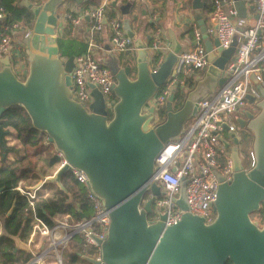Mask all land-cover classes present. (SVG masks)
I'll list each match as a JSON object with an SVG mask.
<instances>
[{
    "label": "water",
    "instance_id": "1",
    "mask_svg": "<svg viewBox=\"0 0 264 264\" xmlns=\"http://www.w3.org/2000/svg\"><path fill=\"white\" fill-rule=\"evenodd\" d=\"M63 4L59 7L64 6ZM81 4L88 0H72ZM53 0H22L21 6L33 17L27 36L29 69L20 78L12 64L5 61L0 67V121L10 107L19 105L31 119V126L45 132L50 143L63 154L66 163L46 181L63 187L62 175L71 168L82 169L93 191L109 210L111 223L102 242L101 259L82 255L91 264H264V219H253L252 213L264 206V87L263 98L257 102L259 113L248 111L240 126L254 134L253 150L256 162L249 169L235 152L236 173L231 182L220 185L214 222L187 211L183 181L178 203L185 210L177 224L165 227L166 214L155 222L149 221L153 212V175L155 160L164 145L178 139L187 122L198 113L199 102L225 83L228 75L221 70L235 51L237 40L224 49L221 56L210 52L211 64L205 76L188 92L180 108L167 109L164 120L151 125L154 108L146 109L168 77L174 73L177 54L183 44L173 29L169 30L171 50L164 62L152 71L148 52L140 38L135 40L138 54L135 73L122 64L119 54L110 51L102 61L115 75L114 92L118 101L112 116L106 108L102 92L93 86L92 111L72 96V72L75 55L62 56L56 28L63 27L61 14L51 5ZM58 2H55L57 4ZM132 2L120 6L123 14L130 13ZM197 13L202 2L195 0ZM240 17H246L245 0H238ZM67 14H65L66 16ZM197 22L206 32V19L199 15ZM127 36L133 40L135 31L129 17L123 20ZM215 36V45L219 44ZM211 51L213 41L207 39ZM254 82H256L255 78ZM173 93L169 102H174ZM7 131L0 124V144L3 155L7 146ZM228 148L229 140L222 138ZM39 182L35 187H40ZM84 217V215H82ZM44 264V263H41Z\"/></svg>",
    "mask_w": 264,
    "mask_h": 264
},
{
    "label": "built area",
    "instance_id": "2",
    "mask_svg": "<svg viewBox=\"0 0 264 264\" xmlns=\"http://www.w3.org/2000/svg\"><path fill=\"white\" fill-rule=\"evenodd\" d=\"M213 9L209 13L206 32L199 26L194 28L192 47L182 48L177 54L174 73L160 87L150 100L146 109L154 108L151 125L161 123L164 118L161 111L175 93L178 101L183 102V92L198 76L206 72L211 64L209 55L213 52L221 56L224 49L229 48L237 40L235 51L221 70V76L228 75L227 80L217 90L199 102L198 113L185 125V131L178 139L166 143L155 160V171L152 182L158 181L162 194L158 199L153 197V212L149 221L155 222L165 213V227L177 224L182 220L185 210L178 203L181 198L182 184L187 180L185 191L188 205L187 211L193 215L204 217L207 224L214 222L217 212L215 201L219 187L224 182L234 179L236 168L231 151L225 146L222 138L227 133L236 132L240 120L245 118L252 105L257 106L263 96L259 86L264 87V0H245L246 17H240L236 7L238 0H210ZM111 0H100L94 7H82L67 12L70 24V35L76 36L81 28H86V52L75 56L72 72V96L92 111L91 104L95 97L92 93L96 86L103 94L106 108L112 114L118 101L114 92L116 78L110 67L102 58L107 55V48L101 40L106 30L110 33V51L116 54L136 49L132 40L124 30L123 18L115 12L111 16ZM9 13L0 7V57L11 52L17 43L15 32H22L27 38L30 28L20 22L8 21ZM89 20V21H87ZM153 32L148 34L150 43L145 45L149 51L152 71H156L164 62L171 45L166 42L163 27L158 22V14L150 15ZM219 44H213L211 51L206 48V39L215 35ZM19 48L28 49L27 43L18 40ZM99 53H102L99 55ZM16 61L14 62V64ZM13 66V64H12ZM256 82H254V79ZM258 107V106H257ZM58 168L66 163L62 153ZM249 166L255 162L253 147L248 150ZM70 172L80 187L84 189L92 214L72 221L69 215L55 221L50 227L36 213L38 199L37 188L19 184L16 188L23 194L33 211V233L50 236L57 230L63 231L64 243H69L77 235L86 248L93 250L89 255L101 259L102 242L106 239L111 223L109 210L103 200L93 191L87 174L77 167ZM3 227L0 224V237ZM56 245L55 239L51 246ZM45 255L34 254L33 264H41ZM56 263L64 264L60 253L56 255Z\"/></svg>",
    "mask_w": 264,
    "mask_h": 264
},
{
    "label": "crops",
    "instance_id": "3",
    "mask_svg": "<svg viewBox=\"0 0 264 264\" xmlns=\"http://www.w3.org/2000/svg\"><path fill=\"white\" fill-rule=\"evenodd\" d=\"M21 1L22 0H18L19 4L18 3H16V4L21 6V4H20ZM32 1L39 3L42 0H32ZM54 1L55 0H53L51 5L54 4ZM99 1L100 0H88V1H84L81 4H79L76 1L65 0L64 6H63L64 12H65V14H67V12H69L72 9H78V8H82V7L92 8L96 4H98ZM129 1L132 2L131 8H130V13L128 15H125L122 13L120 6L122 4L129 2ZM148 2L149 3L152 2L151 6L153 5L154 2H155V4L159 3L158 8L160 10L152 9V8L149 9L146 5V3H148ZM201 2L203 4V0H201ZM146 3H144V0H111V8H113L114 10H111L110 14L111 13L114 14L115 12H118L121 14L123 20H124V18L129 17L131 19V22H132L133 30L135 31V37L132 40V42H133V46L136 49H132L131 51H128V52H132L134 57L136 58V56L138 54V47L135 44V40L137 38H140L143 41L144 47L146 44L148 45V43H150V39L148 38V34L150 32H153V23L150 22V15L154 14V13L158 14V22L163 27V30H164L163 34H164V37H165L167 43L170 44L169 30L173 29L175 34L177 35V37L179 38V40L183 44V48H188V47L193 46L194 28H195V26H199L201 28V26L197 22V17L199 15H202V13L201 14L197 13V11L194 7L195 0H146ZM21 7H23V6H21ZM202 7H203V5H202ZM134 8H135V10H138V15L137 14L131 15L132 9H134ZM201 12H202V8H201ZM29 16L33 22L32 14L29 13ZM60 20L63 22V27H57L56 28V35L59 38L63 37V36L72 37L70 35L69 20L66 18V16H64V14L63 15L61 14ZM87 21H89V20H87ZM32 22L30 24H28V23H24V22L20 21V24L24 25L25 28L31 29L32 28ZM207 23L208 22L206 21V24ZM19 32H21V30ZM16 38H17V43L20 44L18 41L19 40L18 37H16ZM74 38H77L78 40H80L86 44V28H85V26H83V28H81L80 32L76 36H74ZM209 39H211L213 41V44H215L214 43V40H215L214 35L210 36ZM101 40L104 42L105 45L109 44L110 33L108 30H106L104 32ZM18 44L17 45L14 44L11 52H9L8 54L2 55L0 57V67L4 64L5 60L9 59L10 64H13L14 70L20 69L22 71V74H24L23 77H20V78H25L27 73H28V69H29V64H28V60H27L28 49L22 50L21 48H19ZM145 50L148 52V58H149V51L147 49H145ZM2 60H4L3 63H2ZM15 61H16V63L14 64ZM206 72L202 73L200 76H198L196 81H194L193 83L190 84L189 88L187 89L188 92L196 87L199 80L205 76ZM177 102L178 101L175 102V106L177 105ZM183 102H184V100H183ZM5 141H6V146H7V152H6L5 156L1 155L3 153V147L0 144V148H1L0 168L9 167V166H11L15 163H18V162L20 163V166L22 165V167H25V165L28 164V161H29L28 155H26L25 152H27V151L30 152L31 147L30 146H24L20 141L17 142L18 144H14L13 141L7 142V139ZM17 141H18V139H17ZM45 142H44L45 147L43 150L46 151L49 148V146ZM9 148H14V149L11 151H8ZM12 153L14 156L10 157L9 154H12ZM42 153L43 152H41V153L36 152L34 157H38L37 161L39 159H43V157H44V159L47 162L48 167L50 168V172H48L46 174L41 173L40 171L34 172V173H36V175H34V177L32 176V174L31 175L29 174L30 177L20 181L19 184L33 188L39 182H43V184L38 188L37 193L40 190H42L43 193L44 192L46 193L45 194L46 197L55 196L56 195V189H57L56 187H58L59 185L55 182L46 181V178H48L50 176H54L55 172L58 169V167H57V169L55 170V166L49 165V162H48L49 157L51 155H55V154L58 155V151L56 150V152H53L50 155L48 154L47 156H42ZM24 155H26L27 158L25 157V159H22V157H24ZM37 161H35V162L37 163ZM31 164H32V162H31ZM61 189H63V188H61ZM2 191H3V189L0 188V199H1ZM38 198H39V194H38ZM15 207H16V205L14 204L12 206V208L10 207L8 210H7V208L3 209L4 213H2L0 210V224L2 227L4 226L5 220L7 218H9L14 213ZM0 209H1V207H0ZM36 213H37V211H36ZM66 215H69V214H59V215L54 217V221L62 219ZM72 221H74V220H72ZM30 224L32 226V230L30 228ZM33 224H34V220H32L29 223V226L26 230H23L22 235L16 234V235L12 236L14 239V242H15V250H14L15 257L17 258L15 264H33L32 259L34 258V254H42V253H47V255H45V260L42 262L44 264H57L56 263V255L58 253H60V255L62 256L64 264H91L90 262L85 260L82 256V255H85L86 253L84 254L82 252L75 250L79 254V257L73 258V256H72V252H73L75 246L77 245V243L80 244L81 240L76 241L74 238L73 240H71L69 243L66 244V243H64V241L62 239L64 232L61 230H57L54 234H51L50 236L34 234L33 233ZM29 229H30V232H29ZM53 239H55V241H56V245L54 247L51 246V242ZM87 249H89V248H87ZM29 254L31 255L30 259L27 262H25L24 260H25L26 256ZM87 255H89V254L87 253Z\"/></svg>",
    "mask_w": 264,
    "mask_h": 264
},
{
    "label": "trees",
    "instance_id": "4",
    "mask_svg": "<svg viewBox=\"0 0 264 264\" xmlns=\"http://www.w3.org/2000/svg\"><path fill=\"white\" fill-rule=\"evenodd\" d=\"M18 0H0V7H4L9 13L8 21L24 22L30 24L32 19L29 16V11L25 7L16 4ZM202 15L206 21L209 20V13L213 9V4L210 0H203ZM114 14L111 13V16ZM59 46L62 56L69 57L70 55H79L87 50V43L78 40L74 37H60ZM122 59V58H121ZM182 102L177 103L175 109L180 108ZM166 108L162 109L161 116H166ZM112 114L110 115V117ZM0 124L7 131L8 134L15 136L24 146H40L44 145L48 135L31 126V119L25 109L19 105L10 107L1 115ZM6 140V139H5ZM14 148H9L8 151ZM40 153V152H37ZM3 155V153L1 154ZM27 158L26 155L22 159ZM3 159V158H2ZM21 159V160H22ZM60 156L57 154L49 157V165H54L55 170L60 163ZM31 162L25 167L20 166V163H15L9 167L0 168V188L3 189L0 199L1 212L3 209L7 210L15 204L14 213L5 220L3 226V234L0 237V264H15L17 258L15 257V242L13 235H22L23 230H26L29 223L33 220V212L29 206L26 197L16 188L20 181L27 179L29 174L34 177V169ZM34 166V165H33ZM54 170V171H55ZM63 189L56 187V195L46 197V193L42 190L38 192L39 198L36 201L37 215L43 219L50 227L55 225L54 217L59 214H69L71 220H78L82 215L89 217L92 214L91 207L87 201L84 189L74 179L72 173L66 172L62 175ZM24 186V185H22ZM42 192V193H41ZM45 196V197H44ZM253 219H264V206L259 211L252 213ZM32 230V226L30 224ZM30 232V229H29ZM82 253H92V249H87L82 241L75 246L72 256L79 257L75 251ZM30 254L26 256L25 262L30 259Z\"/></svg>",
    "mask_w": 264,
    "mask_h": 264
},
{
    "label": "rangeland",
    "instance_id": "5",
    "mask_svg": "<svg viewBox=\"0 0 264 264\" xmlns=\"http://www.w3.org/2000/svg\"><path fill=\"white\" fill-rule=\"evenodd\" d=\"M55 2H58V3L55 4ZM144 3H146V0H144ZM151 3H149V2L146 3V5H147V7L149 9L152 8V9L160 10L158 8L159 3L158 4L157 3L155 4V2H154L152 6H151ZM62 4H63V1L55 0L54 1V8L57 10L58 13H60L62 15L64 14V16H65L64 7L63 6L62 7H59ZM134 14H137L138 15V10H135V8L132 9V12H131V15H134ZM15 36L18 37V39H20L21 41L27 43V38L23 36L22 32H19V31L15 32ZM101 54L102 53H99V55H101ZM120 56L122 57V64L128 68V71L130 73L134 74L135 73V69H134V66H135V57H134L133 53L132 52H126V53L124 52V53H121ZM5 61H9V59H7ZM3 62H4V60H2V63ZM15 72H16V74L19 77H23V75H24V74H22V71L20 69H16ZM183 94H184L183 95V99L185 100V98H186V96L188 94V91L187 90L184 91ZM174 106H175L174 105V102H169L168 101V103H167V105H166L165 108L167 110L169 108H174ZM250 107H251V110L254 111L255 114L259 113L260 110H259V108L257 106L252 105ZM189 121H191V119ZM5 139H7V142L13 141L14 144H18L17 142H19V140L17 141V139L13 135H10L8 133H6ZM47 139H48V137H47ZM45 143L49 146V148L46 151L43 150L45 146L44 145H40V146H33V147H31V149H30L31 150L30 151L31 153L28 152V151L25 152V154L28 155L29 161L32 162V164L34 166L36 165L35 167L33 165H31L34 168V172L40 171L41 173H44V174L50 172V168L48 167L47 162L44 159V157H43V159H39L38 161H37L38 157H34V155L36 154V152H40V153L43 152L42 153V156H47L48 154L50 155L51 153L56 152V148H55L54 144L53 143H50L49 139L46 140ZM0 152H1V148H0ZM9 156L12 157L14 155L12 153V154H9ZM249 160L250 159H248V151H247L246 157L242 160V162L244 161L243 164H245V166H249V164H250V161ZM35 161H37V163ZM152 194L155 197V199H158L160 197V195L162 194L161 185L159 184L158 181H154L153 182ZM257 220H260V219H257ZM75 240L76 241L77 240H81V238L79 237V235H77L75 237Z\"/></svg>",
    "mask_w": 264,
    "mask_h": 264
},
{
    "label": "flooded vegetation",
    "instance_id": "6",
    "mask_svg": "<svg viewBox=\"0 0 264 264\" xmlns=\"http://www.w3.org/2000/svg\"><path fill=\"white\" fill-rule=\"evenodd\" d=\"M226 135L230 139L228 149L238 154L241 160H243L246 157L247 151L253 146L254 134L252 131L246 127L239 126L236 132L227 133Z\"/></svg>",
    "mask_w": 264,
    "mask_h": 264
}]
</instances>
